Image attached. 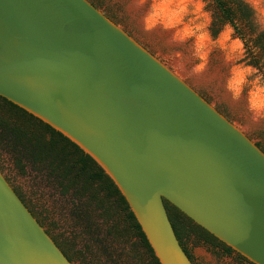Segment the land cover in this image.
<instances>
[{"label":"water","instance_id":"obj_1","mask_svg":"<svg viewBox=\"0 0 264 264\" xmlns=\"http://www.w3.org/2000/svg\"><path fill=\"white\" fill-rule=\"evenodd\" d=\"M0 96L89 155L160 264H193L165 200L264 264V151L89 0H0ZM0 264H75L0 169Z\"/></svg>","mask_w":264,"mask_h":264},{"label":"rangeland","instance_id":"obj_2","mask_svg":"<svg viewBox=\"0 0 264 264\" xmlns=\"http://www.w3.org/2000/svg\"><path fill=\"white\" fill-rule=\"evenodd\" d=\"M92 1L98 3L102 12L108 14L113 21L171 67L212 105L237 124L252 140L260 143L264 148V122L250 129L247 126L244 100H241L239 104H233L229 94L224 90L228 66L224 65L223 56L218 50L213 52L208 71L204 76L190 77L187 73L192 63L195 62L190 58L188 44L169 46L167 41L170 39L171 33H165L160 29L152 33L144 32L142 16L147 5L144 9H136L132 6L134 0ZM206 10L214 12V21L218 16V9H216L213 0ZM215 38L213 37V39ZM171 51L184 53L186 57L185 70H178L173 61L165 59ZM246 92L247 90L245 95ZM0 169L12 186L24 196L51 234L61 243H68L73 248L75 264H153L141 241L132 233L124 230L126 223L120 214H115L112 219L107 220L101 216L100 211H95L92 207L88 208V213L92 216L100 233V235L92 237L85 233V229L78 224V220L73 214L78 204L74 195L62 194L57 184L47 173L28 166L26 173L22 174L16 168L13 157L1 148ZM113 225L118 226V231L112 230V234H109ZM196 249H200V256L194 254ZM191 251L196 264H249L239 260L236 253L227 256L220 248H213L209 245H192ZM205 256H210L211 260H206Z\"/></svg>","mask_w":264,"mask_h":264},{"label":"trees","instance_id":"obj_3","mask_svg":"<svg viewBox=\"0 0 264 264\" xmlns=\"http://www.w3.org/2000/svg\"><path fill=\"white\" fill-rule=\"evenodd\" d=\"M89 1L100 8L98 3ZM213 2L218 9V16L214 19L210 29L213 37L218 36L226 22L237 19L242 26L238 30V35H249L255 31L252 12L243 0H213ZM106 15L111 18L108 14ZM255 43L262 49L260 58H264V33ZM249 55H251L250 51ZM260 58L253 57L252 64L259 67ZM257 145L264 151L260 143ZM0 148L13 157L16 168L22 174H25L26 168L31 166L47 173L57 184L62 194H73L78 203L73 214L78 220V224L85 229L86 234L92 237L100 235L96 223L88 213L91 207L95 211H100L101 216L107 220L112 219L115 214H120L126 223L124 230L132 233L141 241L153 264H160L126 199L103 169L62 133L1 96ZM14 189L39 223L46 228L42 219L29 206L24 196L15 187ZM165 206L180 245L193 264L196 262L189 244L193 246L204 244L220 248L227 256H232L235 253L232 248L194 223L166 200ZM112 230L118 231V226L113 225L109 234H112ZM46 231L52 236L65 256L74 263L73 248L68 243H61L47 228ZM236 255L239 260L253 264L242 255L237 253Z\"/></svg>","mask_w":264,"mask_h":264},{"label":"clouds","instance_id":"obj_4","mask_svg":"<svg viewBox=\"0 0 264 264\" xmlns=\"http://www.w3.org/2000/svg\"><path fill=\"white\" fill-rule=\"evenodd\" d=\"M243 2L252 12L255 31L249 35H238L242 26L237 19L226 22L215 39L210 31L214 12L206 10L211 0H134L132 6L144 9L147 5L142 16L144 32L160 29L171 33L167 41L169 46L189 45L190 58L195 62L187 73L190 77L204 76L213 52L218 50L222 54L223 63L228 66L224 90L233 104L244 100L247 126L251 129L264 122V58H260L262 49L255 43L264 33V0ZM253 57L260 58L259 67L252 64ZM165 59L173 61L180 71L186 68V57L182 51H171ZM194 254L200 256V249H196ZM205 259L211 260V257L205 256Z\"/></svg>","mask_w":264,"mask_h":264}]
</instances>
